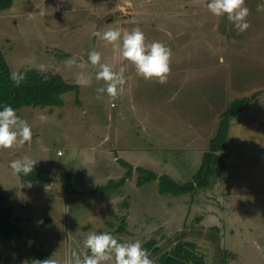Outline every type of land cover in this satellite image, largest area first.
Listing matches in <instances>:
<instances>
[{
  "label": "rangeland",
  "instance_id": "1",
  "mask_svg": "<svg viewBox=\"0 0 264 264\" xmlns=\"http://www.w3.org/2000/svg\"><path fill=\"white\" fill-rule=\"evenodd\" d=\"M209 2L15 0L0 12V46L12 71L45 64L47 73L76 84L81 70L64 62L75 56L87 64L96 50L126 77L116 99L106 93L97 99L104 81L95 79L99 69L89 64L83 71L91 86L64 93L63 106L16 110L33 138L22 148L0 149V192L22 219L18 237H0V264L49 257L64 264L73 250L89 254L83 242L93 231L121 242L155 240L163 249L178 237L196 239L197 252L210 264H264V0H246L250 27L244 32L226 15H213ZM137 27L148 42L172 50L164 84L138 76L134 65L93 34ZM254 94L232 120L223 152L227 169L213 186L174 195L160 190L159 179L138 184L139 167L192 180L223 111ZM26 155L52 172L57 185L50 192L49 185L13 174L10 162ZM123 160L133 173L117 186L128 170ZM69 174L76 182L71 187ZM109 181L114 185L105 193L101 188ZM40 186L53 196L48 202L36 190ZM38 201L46 205L34 214Z\"/></svg>",
  "mask_w": 264,
  "mask_h": 264
},
{
  "label": "clouds",
  "instance_id": "2",
  "mask_svg": "<svg viewBox=\"0 0 264 264\" xmlns=\"http://www.w3.org/2000/svg\"><path fill=\"white\" fill-rule=\"evenodd\" d=\"M260 7L264 10V5ZM207 9L217 17L226 15L238 32H244L250 27L247 21L250 10L246 6V0H210ZM93 34L119 51L124 60L134 65L138 76L161 84L167 82L171 73L172 50L164 43L148 42L139 27L123 32L119 28H108L103 33L96 31ZM64 63L68 68L76 67L81 70L75 74V83L85 87L91 86L92 81L83 70L89 64L98 67L95 79L104 81V86L96 88L97 99H101L105 93L113 100L116 99L121 87L126 84L124 72L114 70L111 63L102 62L99 51L92 50L88 53L87 64L83 60L78 61L75 56ZM35 70L41 74L48 72L45 64L37 65ZM44 78L47 79V75ZM10 79L16 86H20L27 79L26 71H13ZM32 138L33 131L27 120L18 116L11 105H4L0 110V149L22 148L25 144H30ZM37 163V159L26 155L11 161L9 167L16 176H28L33 173ZM37 224H43V220L37 221ZM83 244L89 254L81 255L73 250L71 258L65 260L64 264H156L140 240L121 242L109 232L93 231L87 234ZM36 264H59V261L49 257L37 260Z\"/></svg>",
  "mask_w": 264,
  "mask_h": 264
},
{
  "label": "trees",
  "instance_id": "3",
  "mask_svg": "<svg viewBox=\"0 0 264 264\" xmlns=\"http://www.w3.org/2000/svg\"><path fill=\"white\" fill-rule=\"evenodd\" d=\"M15 0H0V12L11 8ZM34 68H22L19 71H26L27 79L16 86L10 79L13 72L5 52L0 46V110L4 105H11L15 110L23 106L47 107L63 106L62 95L78 87L77 84L66 81L59 73L41 74ZM47 75V79L44 76ZM257 95L245 96L233 100L229 107L221 114V120L216 134L211 138L208 149L203 153L201 163L192 180L179 182L168 174L159 175L152 169L143 167L137 168L141 173L138 184L151 182L159 179L160 190L170 192L174 195L191 193L196 189L210 188L218 177L224 176L226 172V162L223 152L227 149V140L232 126L234 116L242 112ZM128 167L125 177H122L117 186L123 185L127 177L133 173V166L129 162L122 161ZM143 173V174H142ZM21 176L28 181H38L42 184L48 183L47 170L42 167L34 168L32 174ZM70 185L74 183V177H70ZM110 181L101 189L108 193L113 186ZM12 208L4 204V196L0 192V237L13 240L19 236V228L12 220ZM123 229V227L121 228ZM167 248L163 249L155 240L146 242L143 247L148 250L150 257L156 264H210L209 261L197 252L196 239H183L181 237Z\"/></svg>",
  "mask_w": 264,
  "mask_h": 264
},
{
  "label": "crops",
  "instance_id": "4",
  "mask_svg": "<svg viewBox=\"0 0 264 264\" xmlns=\"http://www.w3.org/2000/svg\"><path fill=\"white\" fill-rule=\"evenodd\" d=\"M49 107H52V106H49ZM59 156H62L63 155V152L62 153H60V154H58ZM36 167H42V168H44V169H46L47 170V174H48V177L50 178V181L48 182V183H45V184H42V183H40V182H38V181H28V180H26V179H24L22 176V178L25 180V181H27V182H31V183H39L40 185H49V187L47 188L48 189V191L50 192L51 191V187L52 186H56L57 184L55 183V184H53V177H52V172L50 171V169H48V168H46V167H44V166H42V165H38V166H36ZM64 174V173H63ZM65 175H66V173H65ZM71 176H73L72 174H69L68 175V179H69V183H68V187H71V186H74V185H76V182H75V179H74V183H72V185H70L71 183H70V177ZM65 180H66V176H65ZM91 181V180H90ZM66 181H65V183H64V189L66 188ZM62 184V183H61ZM22 185V184H21ZM97 185V184H96ZM28 188H32V189H34L33 187H28ZM39 193H41V195H42V197L44 198V200L46 201V202H48L51 198H53V196H51L50 197V199L48 198V197H46L45 196V194L47 193L46 192V190H45V187H41L40 186V189H36ZM2 194H3V196H4V202H5V195H4V193L3 192H1ZM42 202V201H38V203H40V205H37V210L34 212V214H36L39 210H42V206H45L46 205V202ZM31 202V201H30ZM5 204V203H4ZM10 207V206H9ZM10 208H12V207H10ZM12 210H13V216H12V220H13V222H14V224L19 228V231H20V234H21V231H22V228L20 227L21 225V216H16L15 215V212H14V209L12 208ZM26 223L27 224H30V220H28V221H26ZM45 226V225H44ZM49 226H50V224H49ZM34 227V226H33ZM51 227V226H50ZM21 228V229H20ZM53 228V227H52ZM58 232V231H57ZM19 234V235H20ZM18 237V236H17ZM56 239H57V234H56ZM3 252V251H2ZM0 254H1V251H0ZM3 258V257H2Z\"/></svg>",
  "mask_w": 264,
  "mask_h": 264
},
{
  "label": "built area",
  "instance_id": "5",
  "mask_svg": "<svg viewBox=\"0 0 264 264\" xmlns=\"http://www.w3.org/2000/svg\"><path fill=\"white\" fill-rule=\"evenodd\" d=\"M62 153L61 151L59 152V154Z\"/></svg>",
  "mask_w": 264,
  "mask_h": 264
}]
</instances>
